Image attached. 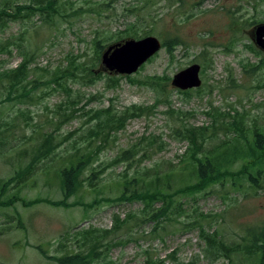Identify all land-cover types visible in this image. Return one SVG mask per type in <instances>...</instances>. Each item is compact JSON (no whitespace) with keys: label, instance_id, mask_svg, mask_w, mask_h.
<instances>
[{"label":"rangeland","instance_id":"obj_1","mask_svg":"<svg viewBox=\"0 0 264 264\" xmlns=\"http://www.w3.org/2000/svg\"><path fill=\"white\" fill-rule=\"evenodd\" d=\"M183 1L57 0L55 18L45 19L46 14L38 13L28 21L9 24L0 33V71L17 68L29 52L32 80L65 69L71 61L91 64L96 59L93 40L112 37L129 25L135 24L142 38L184 42L174 58L162 49L131 76V82L103 70L102 54L115 44L114 39L108 40L102 43L105 47L96 68L101 80L92 84L68 81L70 92L43 89L33 91L30 98H16L19 93H14L0 106V139L6 140V146L0 147V186L36 158L33 151L44 135L38 130L52 133L54 144L61 142L48 161L34 164L24 184L0 190L1 202L18 198L10 207L0 206V264H57L47 255L80 251L82 241L76 234L90 227L108 231L102 233V260L94 264H146L151 257L164 264H261V253L252 258L243 254L226 258L221 251L205 250L206 241L196 228L216 232L218 248L219 244L230 248L249 244L244 236L264 227V188L190 195L188 213L196 210L195 215L205 216L195 225L187 217L158 224L142 220L141 225L142 203L106 201L119 195L117 182L126 172L133 174L127 162H116L118 157L130 152L136 160L132 164L140 169L178 165L189 143L176 130L210 128L213 120L208 112L213 107L246 124L258 120L264 125V66L259 71L250 69L264 59L252 40L255 26H251L255 21L264 23V0ZM134 8L140 11H131ZM229 12L237 14L238 23ZM192 64L201 66L202 86L180 94L171 86L172 77ZM111 76L123 78L116 87H109L107 77ZM154 77L170 78L165 95L148 84ZM76 94L81 97L73 113L68 100L73 101ZM108 107L118 115L141 108L142 115L129 120L123 129L110 126L96 139L85 141L83 136L97 122L90 120L95 111ZM77 148L91 156L82 174L83 187L66 201L67 207L52 206L45 200L63 201L57 172ZM21 152L26 154L21 157ZM91 172L98 175L93 178L95 191L89 185ZM192 197L197 198L195 203ZM115 215L123 229L115 227Z\"/></svg>","mask_w":264,"mask_h":264},{"label":"trees","instance_id":"obj_2","mask_svg":"<svg viewBox=\"0 0 264 264\" xmlns=\"http://www.w3.org/2000/svg\"><path fill=\"white\" fill-rule=\"evenodd\" d=\"M177 1L184 2L183 0ZM56 7L57 0H32L28 4H20L19 1L16 3L11 0H0V33L4 32L9 24L28 21L38 13L41 15L46 14L43 15L45 19L55 18V15L59 14ZM131 11L138 12L140 9L134 8ZM229 14L232 15L234 23H238L237 14L235 12H229ZM186 19H189V16ZM259 22H252L251 26H255ZM134 27L135 24L129 25L126 30L118 32L112 37L94 39L96 59L91 64L71 61L65 69L58 68L53 72H46L45 79L32 80L30 78L33 72L30 69L32 54L25 53L17 68L0 71V106L6 101H10L14 93H19L16 98H30L33 91L43 89L47 91L60 89L70 92L72 90L68 85V81L92 84L97 79L101 80V74L97 72L96 68L100 63V53L105 47L102 43L113 39L114 43H119L126 39L142 38L139 37ZM147 35L148 33L145 36ZM183 45L184 42L179 38H170L163 42L162 49L174 58L175 51ZM259 53L257 51V54ZM263 66L264 59H261L259 64L252 65L250 69L259 71L263 69ZM124 77L133 82L131 76ZM121 78L123 77H107L106 86L116 87ZM169 82V77H154L149 79L148 84L153 87L154 91L163 96L169 90ZM176 91L186 95L190 92ZM80 97L79 94H76L73 101L68 100L69 106H73V113L76 112L74 107L78 105ZM141 113L142 109L136 107L126 109L120 115L113 112L111 107L97 110L90 119L97 122L83 136V139L92 141L103 134L105 128L110 126H116L115 129H123L129 120L140 117ZM208 115L213 120L210 128L183 126V128L176 130L177 136L189 143V149L182 156L178 165H172L165 169L160 168V166L140 169L132 164L136 160L135 157H131L130 152H124L118 157L116 162H127L129 170L133 169V174L129 175V171H127L117 182L119 195L116 198L106 199V201H138L142 203V214L138 218L141 225L142 220L158 224L162 221H172L182 217L191 219L195 225L205 216L204 214L203 216L202 214L195 215L196 210L190 214L188 213L187 206L191 207V202L186 198L191 197L190 195L210 192H223L227 195L229 193L245 192L249 189H263L264 125H259L258 120L246 124L242 118L232 117L230 113L223 112L220 108L215 107L211 108ZM38 132H43L44 135L40 146L33 151L36 158L25 167H20L22 171H17L12 178L2 183L0 186L2 192H5L10 186L24 184L29 176L33 174L34 164L39 161H48L49 156H52L54 150L61 144V142L54 144L52 133L48 134L43 130H38ZM0 143H2L0 147L6 146L4 138L0 139ZM24 154L26 152H21L18 155L23 157ZM90 161V154L82 153L79 148L75 149L74 154L69 156L67 162L65 161L57 172L63 201L45 200V202L52 206L64 205L67 207L66 201L83 187L82 174ZM93 178H98L96 172H91L89 178V185L95 191L96 184L95 181L93 182ZM15 199L18 198L14 197L4 202L0 201V206L10 207ZM191 199L195 200L194 203L197 200L193 197ZM143 217L144 219H142ZM135 218V215L132 214L133 222H135ZM114 222L116 223L115 227L124 228L123 225L120 226L119 216H114ZM196 229H200L202 239L206 241L207 249L205 250H212L214 253L221 251L222 256L226 258H230L233 254H243L252 258L261 253V264H264V227L258 232H249L247 236H244V242H249V244L243 246L237 244L233 248L224 244H219L220 247L218 248L216 232L209 234L203 226ZM102 233L106 234L108 231L98 230L94 227L82 229L76 234L82 241L80 251L65 252L59 257L47 255V258L56 261L57 264H94L100 262L103 257V250L99 249L103 246V242H101ZM42 253L45 252L42 250ZM146 264H164V261L154 260L151 257L146 260ZM174 264L183 263L175 262Z\"/></svg>","mask_w":264,"mask_h":264},{"label":"water","instance_id":"obj_3","mask_svg":"<svg viewBox=\"0 0 264 264\" xmlns=\"http://www.w3.org/2000/svg\"><path fill=\"white\" fill-rule=\"evenodd\" d=\"M255 46L264 53V23L255 25L252 31ZM163 43L154 36L127 39L107 47L101 57L103 70L110 75L132 76L162 50ZM201 66L192 64L176 73L172 88L179 91L198 89L202 86Z\"/></svg>","mask_w":264,"mask_h":264}]
</instances>
